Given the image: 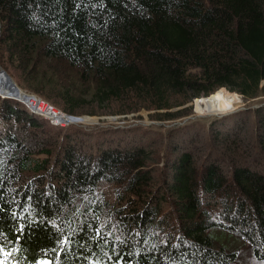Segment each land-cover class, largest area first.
I'll list each match as a JSON object with an SVG mask.
<instances>
[{
  "label": "trees",
  "instance_id": "trees-1",
  "mask_svg": "<svg viewBox=\"0 0 264 264\" xmlns=\"http://www.w3.org/2000/svg\"><path fill=\"white\" fill-rule=\"evenodd\" d=\"M0 22L5 40L20 48L22 84L71 115L170 110L195 99L201 113L203 101L209 110L217 97L221 110L237 101L222 88L255 98L264 80V0H0ZM32 52L92 82L90 100L80 105L41 77ZM24 110L2 102L10 123L38 121ZM262 111L252 144L235 142L228 153L225 137L224 152L200 165L185 150L160 180L142 147L94 154L67 138L46 169L24 153L13 126L0 131V152L17 153L0 161V245L12 253L9 263L237 264L235 251L217 247L222 231L244 239L264 264V170L255 168L264 162ZM104 184L118 187L114 203L99 196ZM168 200L171 217L162 210ZM100 225L103 248L93 239Z\"/></svg>",
  "mask_w": 264,
  "mask_h": 264
},
{
  "label": "rangeland",
  "instance_id": "rangeland-1",
  "mask_svg": "<svg viewBox=\"0 0 264 264\" xmlns=\"http://www.w3.org/2000/svg\"><path fill=\"white\" fill-rule=\"evenodd\" d=\"M2 33L0 22V131L10 130L9 128L13 126L19 145L24 147V153L30 155L34 165H45L46 169H49L63 143L70 138L72 139L70 143L78 149L86 152L93 151L94 154L101 147L110 146L122 151L142 147L149 155L146 168L152 171L157 180H160L169 171L168 164L185 150L191 151L196 163L200 165L211 154L224 152V145L218 140L226 137L229 142L227 143L228 153L235 142H238L244 149L248 146L247 144H252L256 140L260 124L259 111L263 110L261 113H264V80L259 81L260 93L255 98H246L240 93L222 88L231 93L237 101L228 105L220 103L224 106L220 108L221 110H217L219 102L216 99L210 104L209 110L206 109L203 101L204 110L198 113L195 99L190 103L178 104L170 110L142 109L139 112L125 115H71L53 100L33 92L22 84L19 75L25 64L18 62L20 48L7 42ZM29 55L31 64L35 65L36 72L41 77L58 83L62 89L71 90L73 96L78 97L80 105L84 103L82 99L90 100L94 90L92 82L83 81L79 74L58 63L41 59L35 52ZM25 93L34 95L52 105L55 110L72 117L71 120L75 123L61 128L54 126L47 119L36 116L28 107V105L31 106V101L27 103L30 98ZM6 95H14V98L24 103L14 98L7 99ZM181 99L176 97L172 101L177 102ZM227 100L225 98L224 102ZM6 101L15 102L25 109L28 115L37 117L38 121L34 123L27 116H20L10 123L2 111V102ZM81 109H84V112L93 111V108L88 105ZM57 111L55 112L58 113ZM169 113H180L181 115L173 120H166L165 115ZM215 128L217 132L213 130ZM15 150L16 147L1 151L0 161H11L17 155ZM17 151L21 149L17 148ZM226 163H229V160H226ZM255 168L264 170V162ZM46 169L41 172L42 175H45ZM226 171H229L228 167ZM28 175L30 177L34 174ZM117 188L113 184H104L100 187L99 196L114 203ZM172 207L173 204L168 200L162 207L163 213L171 217ZM215 236L217 247L223 246L229 251L236 252L237 264H263L253 257L250 245L240 236L222 231L216 232ZM1 262L10 264L7 256L6 258L1 257Z\"/></svg>",
  "mask_w": 264,
  "mask_h": 264
},
{
  "label": "built area",
  "instance_id": "built-area-1",
  "mask_svg": "<svg viewBox=\"0 0 264 264\" xmlns=\"http://www.w3.org/2000/svg\"><path fill=\"white\" fill-rule=\"evenodd\" d=\"M13 97L15 96L13 95ZM35 97L36 96L31 95V98H35ZM35 104H37V106H35L34 108L30 107L28 104L27 105L36 116L49 120L52 124H54V126H59L63 128L71 124H74L71 121L72 117H69L63 114L62 112L55 110V108L52 105L45 103L43 100L38 98ZM41 106L43 107L41 108ZM55 111L59 113L56 114ZM60 114L64 115L65 117L64 118L60 117Z\"/></svg>",
  "mask_w": 264,
  "mask_h": 264
},
{
  "label": "snow or ice",
  "instance_id": "snow-or-ice-1",
  "mask_svg": "<svg viewBox=\"0 0 264 264\" xmlns=\"http://www.w3.org/2000/svg\"><path fill=\"white\" fill-rule=\"evenodd\" d=\"M217 98L219 99V97H217ZM104 227H106V225H100V226H98L96 228V230H95V234H94V237H93V239H95L97 241V245L100 248H103L104 247V244L107 243V240L105 238V234H103ZM106 235L107 236H110L111 235V232H108ZM101 240L104 241V244H101L100 243ZM117 240H119V237H117ZM61 243L62 244H67V243H69V241H67V239H65ZM61 251H63V248H61ZM0 253H3L6 256H11L12 255L11 252H6L5 251V248L2 245H0ZM117 255H119V253H117ZM107 261H111V257L110 256L107 257ZM0 264H2V262H0ZM41 264H52V261H43V262H41ZM92 264H107V262L106 261H103L101 259H94L93 262H92ZM115 264H121V260H117L115 262Z\"/></svg>",
  "mask_w": 264,
  "mask_h": 264
},
{
  "label": "bare ground",
  "instance_id": "bare-ground-1",
  "mask_svg": "<svg viewBox=\"0 0 264 264\" xmlns=\"http://www.w3.org/2000/svg\"><path fill=\"white\" fill-rule=\"evenodd\" d=\"M25 95L28 97V98H30V100H28V102L27 103H29L30 101H31V106L30 107H35V106H37V104H35V102L37 101V97H35V98H31V95H29V94H27V93H25ZM8 96V95H7ZM11 95H9V97H10ZM6 97V96H5ZM17 99V98H16ZM17 100H19V99H17ZM19 101H21V100H19ZM21 102H23V101H21ZM24 103V102H23ZM26 102H25V104H27ZM43 106H41V108H42ZM56 113V112H55ZM59 113V112H58ZM58 113H56V114H58ZM60 117H65L64 115H62V114H60ZM72 121V120H71ZM73 122V121H72ZM73 123H75V122H73Z\"/></svg>",
  "mask_w": 264,
  "mask_h": 264
},
{
  "label": "water",
  "instance_id": "water-1",
  "mask_svg": "<svg viewBox=\"0 0 264 264\" xmlns=\"http://www.w3.org/2000/svg\"><path fill=\"white\" fill-rule=\"evenodd\" d=\"M14 86L17 88V86H16L15 84H14ZM6 98H7V99H13L14 97H13V96H10V97H9V96L6 95ZM14 99H16V98H14Z\"/></svg>",
  "mask_w": 264,
  "mask_h": 264
}]
</instances>
